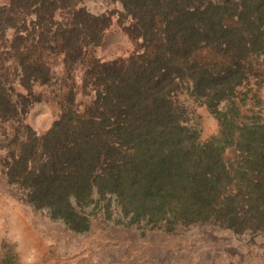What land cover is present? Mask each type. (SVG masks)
Listing matches in <instances>:
<instances>
[{"label":"trees","instance_id":"1","mask_svg":"<svg viewBox=\"0 0 264 264\" xmlns=\"http://www.w3.org/2000/svg\"><path fill=\"white\" fill-rule=\"evenodd\" d=\"M118 1L134 47L108 61L94 49L109 14L78 0H14L3 9L17 84L31 95L33 85L50 84L59 61L67 75L81 70L85 97L76 100L71 87L42 134L21 125L4 159L6 183L77 233L98 212L116 211L166 233L264 236V121L244 109L250 84L264 76V0ZM187 99L215 113V135L199 139ZM26 103L0 85L1 122H18Z\"/></svg>","mask_w":264,"mask_h":264},{"label":"rangeland","instance_id":"2","mask_svg":"<svg viewBox=\"0 0 264 264\" xmlns=\"http://www.w3.org/2000/svg\"><path fill=\"white\" fill-rule=\"evenodd\" d=\"M13 1L0 0V17L3 9L9 13ZM78 2L91 14L111 15V24L94 49V56L103 61L127 56L134 46L123 31L127 20L120 15L121 3ZM6 25H0V85L10 101L26 99L27 103L19 123L12 119L0 121V264H264L263 235H235L222 229L209 232L195 227L166 233L142 223H130L116 211L109 215L98 212L90 229L77 233L51 219L45 211L18 200L3 175L11 139L25 129L21 125L36 134L44 133L62 111L71 87L77 90L76 100L85 97L78 88L81 70L67 75L61 71L59 61L51 63L54 77L50 84H35L28 95L17 84L11 48L14 28ZM250 86L244 109L252 107L264 121V76L259 87L253 82ZM180 99H186L185 95ZM185 105L200 140L218 132L219 120L213 111L191 99Z\"/></svg>","mask_w":264,"mask_h":264}]
</instances>
